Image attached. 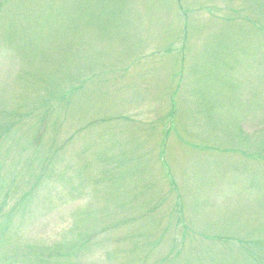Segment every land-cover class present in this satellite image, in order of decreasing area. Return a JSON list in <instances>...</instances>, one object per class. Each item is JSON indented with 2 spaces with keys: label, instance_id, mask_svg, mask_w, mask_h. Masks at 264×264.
I'll return each instance as SVG.
<instances>
[{
  "label": "rangeland",
  "instance_id": "rangeland-1",
  "mask_svg": "<svg viewBox=\"0 0 264 264\" xmlns=\"http://www.w3.org/2000/svg\"><path fill=\"white\" fill-rule=\"evenodd\" d=\"M0 264H264V0H0Z\"/></svg>",
  "mask_w": 264,
  "mask_h": 264
}]
</instances>
